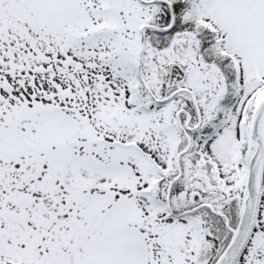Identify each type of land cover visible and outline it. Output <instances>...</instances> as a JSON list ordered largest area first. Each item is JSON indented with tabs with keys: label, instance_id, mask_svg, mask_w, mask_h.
<instances>
[{
	"label": "snow or ice",
	"instance_id": "1",
	"mask_svg": "<svg viewBox=\"0 0 264 264\" xmlns=\"http://www.w3.org/2000/svg\"><path fill=\"white\" fill-rule=\"evenodd\" d=\"M0 264H264V0H0Z\"/></svg>",
	"mask_w": 264,
	"mask_h": 264
}]
</instances>
